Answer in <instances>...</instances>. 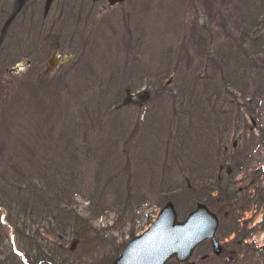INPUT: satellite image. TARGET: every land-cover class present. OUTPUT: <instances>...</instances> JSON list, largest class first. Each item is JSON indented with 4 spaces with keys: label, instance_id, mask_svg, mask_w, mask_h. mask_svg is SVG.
<instances>
[{
    "label": "rangeland",
    "instance_id": "obj_1",
    "mask_svg": "<svg viewBox=\"0 0 264 264\" xmlns=\"http://www.w3.org/2000/svg\"><path fill=\"white\" fill-rule=\"evenodd\" d=\"M21 1L0 0V185L17 179L41 193L63 189L62 207L81 222L60 243L53 221L16 219L0 207V264H14L11 253L21 257L35 246L43 258H53L51 264H113L167 203L183 221L202 187L215 198L226 191L236 216L250 219L241 208L255 199V189H264V96L257 107L250 101L251 115L241 94L222 87L214 113L199 111V88L207 82L199 69V26L215 36L223 25L235 33L243 7L257 16L264 34L258 10L264 0ZM126 89L147 91L151 101L116 111ZM81 105L97 107L103 123H92L89 114L73 128L70 113ZM205 127L212 144L201 133ZM198 142L212 148L191 165ZM70 149H81L79 158L89 149L93 155L71 170ZM102 161L106 169L99 175ZM45 165L56 166L55 178H41ZM76 187L80 195L70 199ZM186 188L194 192L182 202ZM15 223L25 232L24 244ZM263 244L261 233L250 246Z\"/></svg>",
    "mask_w": 264,
    "mask_h": 264
},
{
    "label": "trees",
    "instance_id": "obj_2",
    "mask_svg": "<svg viewBox=\"0 0 264 264\" xmlns=\"http://www.w3.org/2000/svg\"><path fill=\"white\" fill-rule=\"evenodd\" d=\"M263 2L264 1H262L258 10H261L264 14ZM221 6H225V3L222 2ZM241 10L239 9L237 12V14H242L240 17L241 22L239 19H235V22L233 21V29H236L235 33H232L231 30L229 31L224 25H220L222 27L221 31L223 32L220 35L215 36V34L211 32V28L205 30L204 26H199V52H201V55L199 56V69L201 70V67H203L205 70L204 72L202 71V73H205L207 77V82L204 81V87L202 89L199 88V90H201L199 91V111H202L205 108H210L211 112L214 113V107H217V103L220 102L221 97L224 96L221 90L222 87L228 90L226 93L229 95H233L231 91L241 94L243 100L248 102L244 107L251 115H254L255 108L250 106V101L253 100L256 103L258 102L256 104L257 107V105L260 104L259 102H261V97L258 98L259 95L262 94L264 96V34H259L260 31L258 27L260 24H257V16L245 13L243 7H241ZM220 17L226 20V15ZM229 22L232 24V19H230ZM261 24L263 25V21ZM220 40L221 43H218L217 47L214 48L213 44ZM205 75H203V77H205ZM252 77H256V80H253ZM201 85V81H199V86ZM213 99H215L214 105ZM230 105L232 106L233 104ZM84 107V105L76 106L74 108V112L72 114L70 113V116L73 117L71 120L73 128L74 126L82 125V120L89 114L93 118V120L90 118L92 123H103L98 116V111L100 110L96 109L97 107H93L92 111L89 109L87 110ZM236 109L237 107H235V110ZM94 119L97 122H94ZM206 127L203 128L201 133H204L205 137L208 136V143H211L213 137L211 133L206 135L208 130ZM66 136L67 135L63 133L62 140H66L68 138ZM112 140L113 139H111V141ZM213 143H215V141H213ZM200 145L201 143L198 142V145H195L196 149L194 148L189 155L191 165L198 164L197 160L202 159L201 157L203 153H205L203 156L204 158L206 155H209L208 151L212 148V145H210V147H208L207 144L202 145V147H200ZM199 147L200 149H203L200 153ZM70 150H72L74 154L70 153L72 155L66 160V164L67 168L69 167L71 170L74 169L79 162H83V160L86 162V159L90 160V157L93 155L89 149L85 153L82 152V156L79 158L78 156L80 154L79 152L82 151L81 149H77L76 151L73 149ZM109 154H111V152H109ZM104 164V161H102L98 166L99 175L105 173L106 167L104 168ZM195 167H197V165H195ZM43 169L44 172L41 174L43 175L42 177L40 175L41 178L46 176L54 177L55 173L58 172L54 171L56 166L48 168L47 165H45ZM197 169H199V167H197ZM13 181L14 182H10V184L7 182L5 186L0 185V207L7 208L10 212V216H12V214H16V219H19L20 217H33L36 219L42 218V220L49 219L50 223L53 221L56 228L53 229V224H51V228L53 229V233L57 235V238L59 240L62 239L60 243L64 241V238L68 235L71 227L73 228L74 226H79V223L77 222L81 219L74 218L71 211H67V208L64 209V207H62L64 204L63 199L65 197L63 195L65 191L63 189L59 188L55 192H46V194L38 192L36 187L33 189L27 188V186L24 188L20 187L21 184H18L19 180L17 179ZM84 182L85 180H83V184ZM108 182L110 183L109 185L112 186H115L116 184L115 179H110ZM197 187L198 186L196 185L194 188L196 189ZM114 190H117V185ZM35 191H37V193H35ZM76 191V194L71 195L70 199L72 197L74 198V196L80 195L78 187H76ZM192 192H194L193 189L186 188L185 191L181 193L183 197L181 198L180 196L179 200L185 202V200H187L186 198L189 197L188 195H191ZM220 193L221 198H219V200H221V203L227 205L229 203L227 192L220 189ZM72 223H74V225H72ZM16 224L17 223L14 224L16 227V236L20 239L22 244H24L23 239L26 238L25 232L20 230ZM78 234L82 236L84 235L81 232ZM36 250L38 254H36L34 260H32L33 258L30 257V254ZM23 252H21L24 256L23 258L11 253L10 257L14 261V264H51L53 262V258L49 260L51 256L45 259L42 255H39L41 250L38 246L33 247L31 252ZM40 258L45 260L43 261ZM6 264H9V262Z\"/></svg>",
    "mask_w": 264,
    "mask_h": 264
},
{
    "label": "water",
    "instance_id": "obj_3",
    "mask_svg": "<svg viewBox=\"0 0 264 264\" xmlns=\"http://www.w3.org/2000/svg\"><path fill=\"white\" fill-rule=\"evenodd\" d=\"M124 1L109 0L112 5ZM50 67L54 68V65L50 64ZM23 68V65L18 66V70ZM150 99L151 94L147 91L132 93L127 89L124 97L115 105L114 109L119 111L130 106L143 107ZM207 215L212 216L205 206L198 204L196 210L185 221L179 222L173 203H167L155 223L140 237L130 241L113 264H167L172 258H176L180 263H185L191 257L193 250L208 236L215 245L216 253L220 254L221 250L213 238L217 227L216 219L213 218L209 235H203L199 231L202 226L209 227L203 221L205 219L203 216ZM76 244L77 242L74 241L73 246Z\"/></svg>",
    "mask_w": 264,
    "mask_h": 264
},
{
    "label": "flooded vegetation",
    "instance_id": "obj_4",
    "mask_svg": "<svg viewBox=\"0 0 264 264\" xmlns=\"http://www.w3.org/2000/svg\"><path fill=\"white\" fill-rule=\"evenodd\" d=\"M17 1L19 4L23 2L21 0ZM29 1L31 0H27V2ZM255 192L257 193L255 199L247 202L241 208L244 211L243 214H250V217H248L250 219L247 220L236 216L235 206L221 203L218 198H212L214 195L208 189L205 191L203 187L199 188V205L205 206L210 214L214 216H203L205 218L203 221L209 227L202 226L199 231L203 235H209L213 218L216 219L217 227L213 238L220 245L221 254L217 255L215 253L213 241L208 236L199 243V246L193 252L190 264H264V244L259 250L250 246L251 242L259 237L261 233L264 235V189L260 191L255 189ZM258 217H263V219L257 221ZM241 221L243 222L241 223ZM258 223L260 225L256 226ZM170 263L180 264L175 260L170 261Z\"/></svg>",
    "mask_w": 264,
    "mask_h": 264
},
{
    "label": "bare ground",
    "instance_id": "obj_5",
    "mask_svg": "<svg viewBox=\"0 0 264 264\" xmlns=\"http://www.w3.org/2000/svg\"><path fill=\"white\" fill-rule=\"evenodd\" d=\"M96 98H97V96H96ZM120 100H121V99H120ZM120 100H119V101H120ZM119 101H118V102H119ZM118 102H117V103H118ZM117 103H116V104H117ZM116 104H115V105H116ZM114 107H115V106H114ZM122 110H123V109H122ZM199 171H201V170H199ZM204 189H205V188H204ZM206 190H207V189H205V191H206ZM211 197H212V196H211ZM215 197H216V196L214 195L212 198H215ZM217 198H218V197H217ZM13 253H14V252H13ZM14 254H15V253H14Z\"/></svg>",
    "mask_w": 264,
    "mask_h": 264
}]
</instances>
